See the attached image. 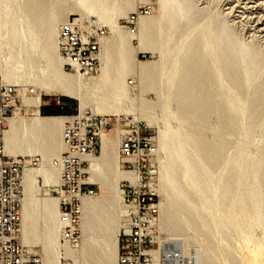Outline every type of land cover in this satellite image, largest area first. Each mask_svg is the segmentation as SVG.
Wrapping results in <instances>:
<instances>
[{
  "label": "bare ground",
  "instance_id": "6f19581e",
  "mask_svg": "<svg viewBox=\"0 0 264 264\" xmlns=\"http://www.w3.org/2000/svg\"><path fill=\"white\" fill-rule=\"evenodd\" d=\"M142 1L148 0H0V80L19 87L25 108L20 115L15 106L6 118L3 150L9 157L42 158L39 168L22 170L19 228L28 252L41 249L42 264H117L126 233L117 184L136 180L134 170L118 167L116 138L106 134L112 130L101 133L99 153L85 164L103 195L82 201L78 242L62 241L59 200L49 189L60 183L55 161L65 152V120L39 113L43 96L73 99L80 112L141 118L156 127L162 201L152 226L167 234L159 246L179 251L186 264L226 250L245 229L264 233V49L240 41L231 24L197 0H156L155 15L139 17L134 33L124 31L118 19ZM235 7L256 14L264 39V0H235ZM72 19L109 31L94 76L64 70L57 30ZM140 53L157 59L142 61ZM147 91L154 100L143 98ZM113 130L120 145L123 130ZM42 185L47 189L38 196ZM185 233L205 249H189ZM152 259L160 264L158 250Z\"/></svg>",
  "mask_w": 264,
  "mask_h": 264
},
{
  "label": "built area",
  "instance_id": "2783aa9c",
  "mask_svg": "<svg viewBox=\"0 0 264 264\" xmlns=\"http://www.w3.org/2000/svg\"><path fill=\"white\" fill-rule=\"evenodd\" d=\"M154 10L151 0L138 2L122 21L123 28L134 33L139 17ZM106 30L92 20L72 19L59 25L58 51L65 60V71L94 76L99 71L100 41ZM13 90L0 86V264H42L36 253L28 252L20 240L21 175L25 160L9 157L3 150L2 135L11 109ZM59 104V102H57ZM62 140L65 152L55 161L60 169V183L55 191L59 200L60 238L76 244L80 236L81 206L85 198L96 194L89 180L85 157H95L100 149V135L123 125L120 151L133 157L125 161L136 172L134 184L120 183L126 206V233L119 238L117 264H152V253L158 250L160 264H186L177 250L159 246V237L152 226L158 216L155 140L142 123L126 121L122 116L93 115L77 108L64 116ZM162 243V242H161Z\"/></svg>",
  "mask_w": 264,
  "mask_h": 264
},
{
  "label": "rangeland",
  "instance_id": "374dc122",
  "mask_svg": "<svg viewBox=\"0 0 264 264\" xmlns=\"http://www.w3.org/2000/svg\"><path fill=\"white\" fill-rule=\"evenodd\" d=\"M154 3V8H156V0H151ZM199 4L202 5L204 3L207 5L208 10L215 11L219 18H224L229 24H231L232 29L234 33L236 34L237 38L240 41H243L245 43H252L255 45H258L261 47V49H264V39H262V35L256 31V23H255V16L256 14H252L253 11L248 13L242 8L235 7V0H197ZM130 13V12H129ZM155 15V12L152 13L150 16ZM122 21H124V18H119L118 22L120 26H123ZM60 24V23H59ZM104 29L106 30L107 34L109 35L108 29L100 24ZM123 29V28H122ZM126 31V29H123ZM133 44H135V40L132 41ZM138 59L142 61H155L157 59V55H152L149 53H140L136 56ZM69 72V71H67ZM71 73V72H70ZM93 78V77H92ZM11 84H2L0 80V86L1 87H11L13 90L12 96L10 98L11 102V109L8 111V116L12 114V112L16 108H18V113L21 115L24 114V106L22 105L20 99H19V87ZM135 85V83H133ZM29 92V93H28ZM18 93V96H17ZM135 93H137V90H135ZM26 95H31L30 91L28 90L26 92ZM143 98L148 101L154 100V94L152 92H145L143 93ZM66 98L61 97L59 95H54L52 97H42V105L46 104H57L60 99ZM13 99V100H12ZM69 99L70 107H68L65 111H59L56 112L53 116H70L74 113V108H77V102L73 99ZM61 102V101H60ZM12 103L14 106H12ZM58 106L60 104H57ZM40 106V107H41ZM93 115H103V116H110L107 114H98L96 112H93L92 110H89ZM40 113V112H39ZM41 114V113H40ZM42 115V114H41ZM123 117V116H122ZM127 116H124L125 118ZM130 122L133 123H142L145 125L147 131L154 137V140L157 141V134H156V127L149 128L146 126V123L141 118H133L129 117ZM214 127V126H213ZM117 130H124L126 129L123 125H117L114 126ZM108 136L115 137L117 141V151H118V167L121 171H128L132 169H128L126 164H124L125 161H128L132 159L133 157L124 155L120 153L119 151V145H118V139L116 137V132L112 130L111 132L106 133ZM208 138H212V135L208 134ZM230 142H226V150L230 149L231 144ZM157 155V154H156ZM18 157H22L25 160V166L24 168H39L42 163V158L39 154H32V155H20ZM157 159V156L155 157ZM53 159V158H52ZM157 161V160H156ZM158 177V175H157ZM95 191L96 194L93 198L97 197L100 198L103 195V190L99 187L98 184H95ZM117 188H119V184H117ZM44 189H47L44 185L40 186L37 190L36 194L40 196L42 194V191ZM157 192H158V199L159 203L162 201V197L159 193V179H157ZM49 194L51 197L57 198L55 194V190L53 188L49 189ZM122 197V195H121ZM122 202V201H121ZM123 206V202H122ZM122 219V218H121ZM120 219V220H121ZM160 223V217H158V224ZM158 232V233H157ZM156 235H158L160 241H164L167 237V234L165 232H161L159 230V227L157 228ZM243 238L237 237L236 241H232L227 245L226 250H220L218 249L216 253L211 254L210 259H202V264H264V233H252L250 230H243ZM122 235V234H121ZM187 239V244L189 249H205V246L196 240L191 239L187 233L184 235ZM32 252H36L39 257H41V249L39 247L34 248Z\"/></svg>",
  "mask_w": 264,
  "mask_h": 264
},
{
  "label": "crops",
  "instance_id": "0c3cea01",
  "mask_svg": "<svg viewBox=\"0 0 264 264\" xmlns=\"http://www.w3.org/2000/svg\"><path fill=\"white\" fill-rule=\"evenodd\" d=\"M61 101V102H60ZM70 100L69 99H60L59 106L57 104H46L42 105L39 108V112H44L45 115L53 116L56 112L65 111L68 107H70ZM61 107L63 109L61 110Z\"/></svg>",
  "mask_w": 264,
  "mask_h": 264
},
{
  "label": "trees",
  "instance_id": "16d2710c",
  "mask_svg": "<svg viewBox=\"0 0 264 264\" xmlns=\"http://www.w3.org/2000/svg\"><path fill=\"white\" fill-rule=\"evenodd\" d=\"M63 99H67V98H63ZM63 109V107H61V110ZM75 109V108H74ZM73 109V110H74ZM42 115H45L44 112H41Z\"/></svg>",
  "mask_w": 264,
  "mask_h": 264
}]
</instances>
